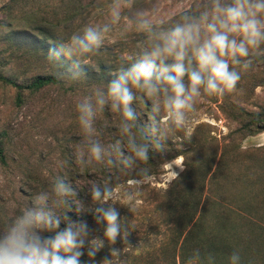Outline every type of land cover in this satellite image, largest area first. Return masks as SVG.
Listing matches in <instances>:
<instances>
[{
    "label": "clouds",
    "instance_id": "clouds-1",
    "mask_svg": "<svg viewBox=\"0 0 264 264\" xmlns=\"http://www.w3.org/2000/svg\"><path fill=\"white\" fill-rule=\"evenodd\" d=\"M134 4L135 0H111L103 22L85 25L66 42L52 45L47 54L61 68L70 62L55 73L58 80L76 81L86 77L84 66L106 40L129 32L141 36L136 50L110 73L114 78L95 86L76 104L82 133L76 162L83 168L105 165L117 172L114 186L109 178L102 187L92 184L90 189L94 221L104 226L103 237L94 235L87 220L68 215L72 204L78 214L83 206L76 199L77 189L57 175L48 189L0 227V264H82L85 252L95 264L106 245L110 258L100 264H127L122 253L132 248L131 221L122 219L115 205L125 206L121 201H126L131 212L136 210L135 193L149 175L141 165L150 160V151L163 150L166 140L187 130L198 101L234 93L253 57L264 56V0H180L175 12L165 13L156 4L128 14ZM137 105L147 110V122H140L144 111ZM106 109L119 117V139L107 145L97 138L95 127L98 114ZM120 174L130 177L127 186ZM118 238L123 250L114 247ZM187 264L215 261L209 255L205 262L197 249ZM228 264H241L239 251L232 252Z\"/></svg>",
    "mask_w": 264,
    "mask_h": 264
},
{
    "label": "rangeland",
    "instance_id": "rangeland-1",
    "mask_svg": "<svg viewBox=\"0 0 264 264\" xmlns=\"http://www.w3.org/2000/svg\"><path fill=\"white\" fill-rule=\"evenodd\" d=\"M110 2L82 0L83 11L76 12L70 0H0V59L7 61L11 72L14 71L21 79L63 71L56 62L48 60V49L56 43L66 42L72 34L89 23L103 22ZM196 2L204 3L206 0ZM156 4L165 13L175 12L180 0H143L141 6H134L128 14H132L136 8H150ZM140 39V34L129 32L124 38L106 40L100 53L90 58L88 67L97 72V66L102 61L108 65L116 63L118 51L122 49L127 55L131 54ZM260 70L264 71L262 63L252 64L242 74L243 82H239L241 85L249 82L245 90L249 104L245 105L253 109H256V105L264 104V84L258 79ZM94 78L95 74L85 77L86 84L78 87L80 94L68 90V86L75 83L65 80L67 89L56 87L46 90L22 107L15 104V91L0 84V131H7L8 156L7 166L0 164V227L13 214H18L31 204L37 193L48 189L54 177L63 172L64 167L67 168L69 161H72L73 167L70 170L77 176L76 187L79 190L89 191L92 184H98L97 180L86 178V170L89 168H83L76 162V152L82 140L76 104L92 92ZM223 102V97L215 96L198 101L197 110L187 130L177 131L172 139L176 147L185 149L187 146L184 141L189 146L188 138L194 132L200 140L206 135L212 137L214 144H205L195 158L204 166L230 143L239 144L242 151L264 145V132L256 136L238 132L232 134L239 127L223 113ZM118 121L119 117L107 109L98 114L95 123L97 138L105 145L117 139L115 131H118ZM62 148L68 150L69 160H65ZM184 170L185 158L177 157L162 167L159 176L147 178L142 185L150 184L157 190H166L176 178L173 171L180 175ZM92 173H97V170L92 169ZM142 194L140 191L135 193V211L131 212L126 207V201H121L125 206L119 203L115 205L121 218L131 221L128 240L132 248L125 247L120 238L114 247L121 250L125 247L122 253L125 259L144 249L145 256L149 257L147 262L153 264L154 258L150 257L147 250L157 249L163 231L152 229L151 207L140 199ZM155 256L158 260L159 256Z\"/></svg>",
    "mask_w": 264,
    "mask_h": 264
},
{
    "label": "trees",
    "instance_id": "trees-1",
    "mask_svg": "<svg viewBox=\"0 0 264 264\" xmlns=\"http://www.w3.org/2000/svg\"><path fill=\"white\" fill-rule=\"evenodd\" d=\"M70 1L76 12L83 11L82 0ZM142 2L143 0H135L134 6H141ZM127 56L120 49L117 62L108 65L102 61L97 66V72L84 66L87 77L95 74V84L92 87L97 86V83L99 86L107 85L114 78L110 73L118 69ZM68 63L70 62H66L63 71ZM256 63L264 65V56L253 57V64ZM259 74L258 79L264 84V71L260 70ZM85 80L82 77L73 81L75 85L68 86V90L80 94L78 87L85 85ZM0 84L15 91V104L19 107L39 97L46 90L56 87L67 89L65 80H58L55 73L21 79L14 71L11 72L10 64L3 59H0ZM248 84L249 82L245 85L239 83L234 93L223 97V113L239 127L233 135L238 132L246 136H256L264 132V104L256 105V109L246 106L249 104L248 94L245 93ZM137 110L144 111L140 122H147V110L140 105H137ZM6 134V130L0 131V164L3 166L8 163ZM115 134L119 139L118 131ZM188 139L190 145L184 141L187 146L185 149L176 147L177 144L172 139L166 140L164 149L150 151V160L141 165L148 169L147 178L157 177L169 161L181 156L185 158V170L173 180L168 189L157 190L150 184H144L139 190L143 193L140 199L151 207L152 229L163 231L157 249H146L150 252V257L154 258L151 259L153 264H187L197 249L205 262L211 255L215 264H228L232 252L239 251L241 264H264V145L242 151L239 144L230 143L204 166L195 158L205 144H214L213 138L206 135L200 140L194 132ZM61 151L65 160H69L68 150L62 148ZM71 164L72 161H69L67 168L64 167V171L58 175L63 176L77 189L76 199L83 208L78 214L76 205L72 204V211L68 215L74 220H87L89 226L95 230L94 235L102 238L104 226L96 225L94 221L96 205L92 203L90 190H79L76 187L77 176L70 170L73 167ZM94 168L97 173L91 174ZM94 168L86 170L87 179L97 180L101 187L109 178H112L110 183L113 186L118 183L115 179L116 170L105 165ZM129 178L123 174L119 176L125 185ZM65 226L61 224V227ZM155 254L159 256L158 260ZM105 257L110 258L107 245L98 252L95 264H100ZM148 260L144 249L126 257L127 264H147ZM81 261L82 264H91L86 252Z\"/></svg>",
    "mask_w": 264,
    "mask_h": 264
}]
</instances>
